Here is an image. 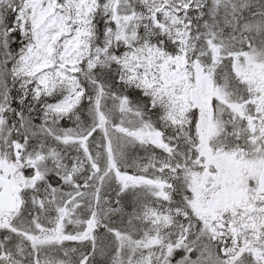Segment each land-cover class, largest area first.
<instances>
[{"label":"snow or ice","instance_id":"snow-or-ice-1","mask_svg":"<svg viewBox=\"0 0 264 264\" xmlns=\"http://www.w3.org/2000/svg\"><path fill=\"white\" fill-rule=\"evenodd\" d=\"M0 264H264V0H0Z\"/></svg>","mask_w":264,"mask_h":264}]
</instances>
